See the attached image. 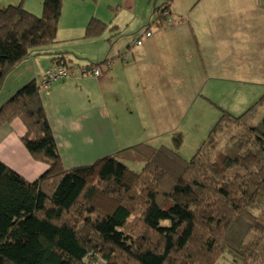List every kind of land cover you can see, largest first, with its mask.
Listing matches in <instances>:
<instances>
[{
	"label": "trees",
	"instance_id": "16d2710c",
	"mask_svg": "<svg viewBox=\"0 0 264 264\" xmlns=\"http://www.w3.org/2000/svg\"><path fill=\"white\" fill-rule=\"evenodd\" d=\"M170 2L156 5L144 32L170 19ZM63 7L64 0H43L40 15L23 4L0 7V92L31 56L77 67L71 51L50 48ZM107 27L92 17L84 38ZM115 57L78 60L100 71ZM41 83L31 80L0 106V127L21 121L23 145L47 166L30 180L0 159V264H216L226 252L240 264H264V116L253 124L248 113L223 110L189 160L140 142L66 168ZM127 159L145 166L136 172Z\"/></svg>",
	"mask_w": 264,
	"mask_h": 264
},
{
	"label": "rangeland",
	"instance_id": "374dc122",
	"mask_svg": "<svg viewBox=\"0 0 264 264\" xmlns=\"http://www.w3.org/2000/svg\"><path fill=\"white\" fill-rule=\"evenodd\" d=\"M11 1L15 4H21V1ZM81 1H85L86 4L84 6L87 7L86 10L90 15H76L74 9L67 2L65 7H63V14L60 18L58 41L50 46L51 51L71 50L76 52L75 55L78 57L88 58L91 61L97 59L92 54L94 50L96 53L102 55V59L100 60L105 59L108 51L111 50L110 56L117 55L112 61L120 64L124 56L128 58L125 59L126 61L129 60L128 63H134L132 51L137 52L138 50L137 44L135 43L136 39L149 24V15L153 14V5L156 3L158 6L164 0H137L138 7L134 12L128 10L126 0ZM145 1L147 3L146 8L142 7L139 12L141 4L143 3L144 5ZM237 1L238 3H242L247 0ZM6 2L8 0H0V5L3 6L2 4H6ZM212 3L213 0H201L197 8L209 9ZM109 4H112L113 7L109 8ZM8 5L7 3L4 7ZM23 6L28 10L31 9L32 12L38 15L42 13L41 2L39 10H36V3L35 7L32 4L35 9H32L28 5ZM114 7H118V10L114 11ZM108 13L111 14L113 19L115 18V22L111 23V25L108 23L104 34L92 40L88 38L83 39L82 36L85 33L90 19L92 17H98L93 15L105 16ZM115 13H118L117 17ZM155 17L156 15H154V19ZM172 18L178 19L177 15H174ZM202 19L207 21L208 16H204ZM234 20L237 24H245V17L243 16H235ZM196 22L195 20L193 21V23ZM200 22L202 23V21ZM115 24L120 26L119 33L114 28L112 29ZM71 27H74V29H70ZM161 29L164 30V28H158L156 25H152L151 27L154 35H157ZM168 29H171V27H168L166 30ZM138 39H142L143 41L145 37ZM109 42L110 44L108 46L107 43ZM111 43L113 44L112 48ZM119 43L123 45L120 46L121 44ZM168 43H170V39L166 41L163 38L158 45H153V47L148 49L146 53L148 60L145 61L147 64L144 66L142 65L143 61H141L140 65L143 74L145 69L150 70L148 67L152 64L162 65L160 64L161 59L159 57H161V54L164 56V51L161 47L169 49ZM178 44H183V41ZM244 44L245 41L242 40L239 42L237 40L232 47V44L229 42L230 58L236 61L235 71L233 73L224 72L225 66L222 63L209 61L206 63V68L201 77L196 79L186 77L180 80L169 69V75H157V78L153 81L147 79H139L140 81H137V77L129 74L124 78L120 77V81L116 84L108 83L110 91L107 93L106 106L109 114H112L111 117L115 118L113 122L119 137H126L128 140L131 139L132 143L130 145L139 142H150L157 147L166 146L173 150L174 153H178L182 158L189 160L199 151L202 143L219 120L223 110H227L234 115L248 113L249 117L246 120L253 124L258 123L264 116V100L260 101L264 95V88L261 90L260 85L247 79L242 72L246 65L241 64L243 57L239 52L244 51ZM102 46L103 48H108L106 53L101 52ZM124 52L126 53L123 54ZM183 52V45H180L175 50L173 54V69L191 71V65H194L193 62L188 63L185 59L186 63L183 64L182 61L175 60L178 56L177 54H182ZM85 54L90 57H86ZM171 54L167 53L166 55L171 56ZM45 55L47 54H44L42 57H40L41 55L31 56L33 59L40 57L37 61L29 57L30 59L28 58V61H26L27 59L24 60L27 62H25L26 65L23 61L22 66L20 65L21 68L16 67L8 75L5 79L3 89L0 92V106L9 100L19 88L35 79L34 76L28 73V70L33 67L30 66V63L34 64L36 62L33 68L40 77L39 72L43 69L42 65L46 61V57H52L50 54L49 56ZM78 61L80 65L86 62L84 59ZM215 65H217L216 68H214ZM199 67L201 66L199 65ZM46 74L47 70L44 73V78ZM86 75L89 76L88 74ZM94 77L97 78V76ZM57 80L51 83H63L60 82L62 79ZM91 81L94 83V80ZM116 87H119L123 92L119 94V100L116 94L121 90H117ZM63 92L66 93V91ZM69 92H67V95L73 94ZM128 140H126V143H123L124 147L129 146L127 145ZM95 159H98V157L94 159H77V161L69 162L67 165L64 164V166L71 168L77 166V164L83 165L91 163ZM125 162L136 172L142 171L145 166V162L140 160L127 159ZM162 223L169 224V221H163ZM216 264H240V262L233 253L226 252Z\"/></svg>",
	"mask_w": 264,
	"mask_h": 264
},
{
	"label": "crops",
	"instance_id": "0c3cea01",
	"mask_svg": "<svg viewBox=\"0 0 264 264\" xmlns=\"http://www.w3.org/2000/svg\"><path fill=\"white\" fill-rule=\"evenodd\" d=\"M16 1H21V4L28 5L32 9H35L32 4H34L35 7L36 3V10L40 9V2L41 4L43 2V0ZM200 1L201 0H171L170 11L172 14L170 17L172 18L174 15H177L178 19H174V23H169L168 20L164 25L158 26V28H164V30H159L157 35H154L151 31V36H143V30L141 36L145 37V40H143L141 44H138L139 46L137 45V52L132 51L134 63H128L129 60H125L128 58L124 56L120 64L115 61L104 64L102 68H100L101 72L97 78L94 77L96 75L87 76L77 72L72 75V77L70 76L60 80V82L63 83L55 84L54 82V84H50L49 88L42 89L44 107L64 164L67 165L69 162L77 161V159L82 158H100L99 156L102 157V155L112 154L133 145H130L132 143L131 139L128 140L126 137H119L113 122L115 118L111 117L112 114H109L106 106L107 93L110 91L108 83L116 84L120 81V77L124 78L129 74H133L134 77H137V81L146 79L153 81L157 78V75H169L170 69L180 80L186 77L196 79L201 77L206 68V63L209 61L222 63V65L225 66L224 72L233 73L235 71L236 61L230 58L229 42L233 47V44H235L237 40H239V42L243 40L245 41L243 46L244 51L239 53L243 57L241 64L246 65V67L242 72L247 79L260 85L261 90L264 88V0H247L242 3H238L237 0H213L212 6L209 9L197 8ZM67 2L68 5L74 9L76 15H90L86 10L87 7L84 6L86 4L85 1L64 0V7ZM7 3L9 5H17L11 0H8L6 4H2L3 6L0 5V7L6 6ZM146 5V1L144 5L142 3L139 12L142 7L146 8ZM126 6L128 10L133 12L136 11L138 7L137 0H126ZM111 7H113V5L109 4V8ZM155 7L156 3L153 5V11ZM117 15L118 13L116 17ZM93 16H98L110 25L115 22V18L113 19L109 13L105 16L95 14ZM151 16L152 14L149 15V20ZM204 16H208L207 21L202 19ZM235 16L245 17V24H237L234 20ZM109 18L110 20H108ZM194 20L197 22L193 23ZM200 21H202V23ZM114 26H117L118 32H120V26L118 24ZM151 27L152 25L150 26V30ZM168 27H171V29L166 30ZM70 29H74V27ZM82 38L84 39V35ZM163 38H165L166 41L170 39V43L167 44L169 49L161 47L164 51V56L161 54V57H159V59H161L160 64L162 65L152 64L148 67L150 70L145 69L143 74L140 66L141 61H143L142 65L146 66L147 63L145 61L148 60L146 57L148 49L153 47V45H158ZM60 39L62 41L61 36ZM182 41L183 44H178ZM109 44L110 42L107 43L108 46ZM122 45L123 44L120 46ZM180 45H183L184 52L182 54H177L178 56L175 60L182 61L183 64L186 63V61L188 63L193 62L194 65H191V71L173 69V54ZM112 46L113 45H111V48ZM107 49V47L103 48L102 46L101 52L106 53ZM110 52L111 50L108 51L106 57L110 55ZM71 53L74 55L76 54L74 51H71ZM125 53L126 52L123 54ZM167 53L172 54L171 56H167ZM92 54L97 58L92 61L98 62L102 59V55L96 53L95 50ZM42 56L43 55L40 57ZM85 56L90 57L86 54ZM40 57L34 59L30 58L37 61ZM111 57H113V55ZM79 58L82 57L77 56V58H74V63H72V65L77 67L85 66V64H78ZM34 64L30 63V66L34 67ZM51 65V58L46 57V61L42 65L43 69L39 72L40 77L33 67L28 70V73L42 82L45 71L48 70ZM199 65L201 67H199ZM19 66L17 68H21L22 65ZM216 67L217 65L214 66V68ZM91 80H94V83ZM116 89L121 90L119 87H116ZM63 91H66V93ZM67 92L73 94L67 95ZM121 93H123L122 90L116 94L118 100L120 97L119 94ZM25 131L21 121H15L12 124L9 123L0 127V159L28 179L34 180L47 169V166L43 163L34 161L23 145L21 139ZM125 139L128 140L127 145L129 146H123V143L127 142Z\"/></svg>",
	"mask_w": 264,
	"mask_h": 264
},
{
	"label": "built area",
	"instance_id": "2783aa9c",
	"mask_svg": "<svg viewBox=\"0 0 264 264\" xmlns=\"http://www.w3.org/2000/svg\"><path fill=\"white\" fill-rule=\"evenodd\" d=\"M166 14L169 15V12L166 11ZM169 23H174L175 20L173 18L170 17ZM151 35V30H145L143 36H150ZM138 44L142 43L141 39L137 40ZM80 72V73H87L88 75H96L98 76L100 74V71L98 68H91L88 71H85V68H81V67H76V68H71L67 65H58V66H51L48 70H47V74L45 76V78H43V81L41 83V88L42 89H46L50 87V84L52 81H55L57 79H65L68 78L72 75H74L75 73Z\"/></svg>",
	"mask_w": 264,
	"mask_h": 264
}]
</instances>
